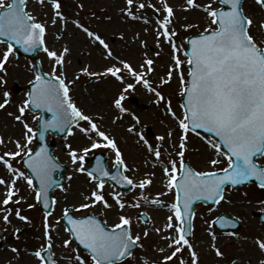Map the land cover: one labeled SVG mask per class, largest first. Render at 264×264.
I'll return each mask as SVG.
<instances>
[{
  "label": "snow or ice",
  "instance_id": "6c2138e0",
  "mask_svg": "<svg viewBox=\"0 0 264 264\" xmlns=\"http://www.w3.org/2000/svg\"><path fill=\"white\" fill-rule=\"evenodd\" d=\"M41 5L46 0H39ZM160 7L156 4H146L137 0H125V6L122 13L132 19H144L148 22L147 17L138 16L147 7H151L155 13H164L162 18L157 16L156 19V39L159 43L160 38L168 42L173 51V67L169 69L166 78L161 83L171 82L173 72L179 71L182 82L181 96L185 97L182 105V117L177 116L171 108V101L165 100L163 94L152 88L149 80L145 78L147 73L153 72L154 61L146 58L141 67L146 71L144 74L138 72L127 62L120 60L117 66L112 64L106 66L103 72L90 71L85 67L81 71L90 77H114L117 81L125 82V77L121 74L126 70L128 75L134 78L135 84L128 83L123 89L122 94L114 100V107L120 112H126L127 109L122 105L124 94L129 89H134L136 84L143 85L157 97V103L164 101L171 116L177 121V126L181 130L176 155L179 161L171 159L169 166H164L163 172L167 178V193L174 192L175 201L170 205H165L158 196L166 195L161 192L156 198L149 200L147 195H142V199L157 207H167L170 215L167 216L166 224L157 227L154 231L160 234L162 239L167 241L166 247L170 250L168 254L162 257L163 264H189L183 259V252L188 251L191 264H199V255L195 251L194 245L186 235L185 214L192 212V204L195 200L206 199L213 200L217 204L224 200L223 190L226 184H240L253 178L260 181V187L264 188V167L257 163L258 157H264V46L258 42L252 32L255 25L264 29V23L257 25L255 19L247 15L241 7V0H219L220 7H213L214 0H209L206 4H199L197 0H185V11L193 8H199L206 13L209 24L204 32L199 34L195 39H189L188 44L191 51L185 53L189 70L187 80L181 69L182 61L177 54L179 48L175 42L177 31L173 26L175 11L168 0H159ZM255 3L264 9V0H255ZM53 9L51 24L56 25L63 21L67 27V18L61 11L62 5L60 0H50ZM27 0H0V37H7L8 41H15L16 44L22 45L25 52L35 51L38 47L45 45L47 33V23L40 22L37 18L26 10ZM82 8L83 5L81 4ZM73 25L82 30L92 43H98L102 46L104 53L108 57H113V52L109 44L97 32L85 26L79 20L72 22ZM185 29L191 28L192 25H184ZM6 43L0 40V44ZM53 64L51 79L45 78L41 74L35 76L33 87L28 97L18 106V115L9 113L14 120L23 126L22 139L7 141L0 136V146L7 148L8 143L14 145L15 150L4 151L0 154V165L5 170V175H0V186L4 188L3 199L0 208L4 214L2 220L10 224V217L13 215V209L10 205H19L24 197L19 196L20 189L17 187L18 181H24L27 186L34 191L36 184L33 178L26 174L18 167H14L13 161L16 158L22 160L28 169L39 180V191H36V200L39 201L41 196H46L48 189L51 187L52 172L58 167L54 157L50 156L45 148L34 152L30 145L37 135L25 119L26 112L31 108L46 109L51 113V117L44 119L42 116L33 117L41 120L40 128L44 131L56 129L59 131L68 130L71 135L73 127L79 129L84 136L91 141L87 146L81 149H72L71 145L69 156L75 170L79 173L86 174L90 181L94 182V189L90 196L86 197L88 202L81 203L77 211L88 209L96 205H102L105 209L113 208V204L105 198V177L110 176L109 169L105 166L103 157L97 158L96 166L89 171L85 167L86 158L94 150L101 148H110L115 152L114 167L128 169L123 154L114 138L110 137L105 131L101 130L94 118L86 114L73 101L71 86L75 83L76 76L72 82H66V77L57 74L60 68H63L67 61L66 55L70 51L64 47L61 53L50 50L47 46L43 47ZM15 49L11 43H7L6 49L0 52V72H7L6 65L10 62V57L14 55ZM102 53V54H104ZM146 55V54H145ZM0 84H7V80L0 76ZM10 94L7 91L3 93V100L0 102V109H5L10 104ZM86 122L87 126H84ZM137 122L139 118L137 117ZM197 129H203L208 133H214L219 138V143L210 142L216 159L209 160V164L215 167L220 163L219 157L224 156L228 161V166L216 171H196L186 167L185 154L189 133ZM129 131H135L134 126ZM94 134V135H93ZM140 139L147 146L149 153L153 154L157 161L162 156L160 147H153L151 143L140 133ZM169 138L174 136L173 131L167 133ZM157 139L161 142L165 140L164 135ZM177 147V145H173ZM223 149H226L224 151ZM11 158V159H9ZM162 162V161H161ZM179 163V168L177 164ZM155 172L146 179H140L137 183L128 175L118 172L117 175L111 176L118 184L131 186L133 189L141 190L147 188L153 183L151 177ZM115 206L120 209L121 214L118 217L119 222L112 229L94 218H73L67 208L64 209L63 218L71 226L69 232L83 245L90 253L91 264H118L120 260L132 254V249L141 241V235H134L132 231L133 220L130 216L124 215L123 210L126 203L122 200L119 193H112ZM55 203V201H53ZM47 207V205H45ZM133 208H140V201L128 205ZM29 208L34 205L29 204ZM14 215L20 221L30 223L29 217L22 215L19 208L15 209ZM51 211L44 217L43 228L46 246L41 250H36L33 255L40 264L45 259L49 264H57L53 259L51 250L53 248V236L51 233L52 225L49 222ZM146 215V214H145ZM57 224L59 221L56 222ZM190 224V222H189ZM21 229L17 227L14 235L19 239ZM148 231H144L143 236L147 237ZM213 241L211 247L217 257H223L224 253L216 246V233L210 231ZM259 250L264 253V238H257L255 241ZM72 244L71 239L63 241L64 247ZM161 253L164 248L159 249ZM11 251L18 253L19 249L12 247ZM42 251L48 252L46 258ZM77 264H88V261L81 256L74 257ZM155 264V262H154Z\"/></svg>",
  "mask_w": 264,
  "mask_h": 264
},
{
  "label": "rangeland",
  "instance_id": "374dc122",
  "mask_svg": "<svg viewBox=\"0 0 264 264\" xmlns=\"http://www.w3.org/2000/svg\"><path fill=\"white\" fill-rule=\"evenodd\" d=\"M9 2V0H8ZM64 16L67 18V27L63 21L56 25L51 24L53 9L50 0H46L44 5L39 0H29L27 11L34 15L38 21L47 23L46 45L50 50L61 53L64 47L70 51L66 55V65L60 68L57 74L65 76L66 82H72L76 76L75 83L71 86L73 101L86 114L91 115L101 130L105 131L110 137L114 138L117 146L123 154L125 163L130 171L124 172L133 178L137 183L140 179L148 178L151 173L153 183L147 188L141 190L138 187L125 193H119L110 184L104 188L105 198L113 204V208L105 209L102 205H96L88 209L77 211L81 203L88 202L86 197L90 196L94 189V182L86 174L79 173L71 163L69 156L71 145L72 149H81L91 143L79 129L74 128L72 133L65 140L58 141L55 149V155L62 163L69 167L67 172V182L61 188L55 191L56 207L53 214L48 218L53 236L54 259L57 264H77L74 257L81 256L91 264L90 256L78 249L71 235L63 223V212L67 208L77 216L94 214L98 216L109 227L113 228L119 222L118 217L121 214L120 209L115 206L112 193H119L122 200L126 203L123 210L124 215L130 216L133 220L132 231L134 235H141L140 247L133 255L122 264H163L162 257L170 251L160 234L154 229L166 224L167 216L171 213L168 208L157 207L147 203L142 199L141 193L147 195L149 200L156 198L159 193H167V178L164 175V166H169V161L175 159L179 161L176 155L181 130L177 126V121L171 116L164 101L157 103V97L154 92L149 91L141 82L136 84L134 89H129L124 94L122 105L127 109L126 112H120L114 107V100L118 98L128 83L135 84L133 77L128 75L126 70L122 71L125 82L117 81L114 77H90L84 74L81 69L87 67L90 71L103 72L106 66L119 64L120 60L129 62L133 68L142 74L145 69L141 67L146 58L154 61V71L145 76L149 80L152 88L161 92L165 100L171 101V108L177 116L182 117L181 90L182 82L179 71H174L170 83H161L166 78V74L173 67V51L169 43L160 38L159 43L156 39V19L164 13H155L151 7H147L138 12V16L147 17L144 19L132 20L122 13L125 6V0H60ZM146 2V4H156L160 7L159 0H137ZM173 6L175 17L173 26L177 31L175 42L179 48L177 53L184 63L181 69L187 80L188 64L185 56L186 39L192 35H198L204 32L208 27L209 21L206 13L199 8H193L185 11V0H168ZM199 4H206L209 0H197ZM83 5L81 8L80 5ZM213 7H220L219 0H214ZM244 12L256 20L257 25L264 23V9H261L255 0H246ZM79 20L91 30L97 32L109 44L113 57H108L102 46L98 43H92L89 38L73 25V21ZM184 25H192L185 29ZM68 28H73L76 33L70 35ZM253 34L258 42L264 46V29L255 25L252 28ZM6 49V45L0 44V52ZM104 53V54H102ZM146 54V55H145ZM47 74L52 76L53 64L45 52L38 56ZM122 67V66H121ZM7 72H0L7 80V84H0V102L3 100L4 91L10 94V104L5 109H0V136L7 141L22 139L23 126L16 122L12 115H18V106L27 98L26 90L30 82L35 78L32 63L17 57L14 53L10 57V62L6 65ZM36 115L27 111L25 119L30 126L37 129ZM137 117L139 122H137ZM87 126L86 122H83ZM135 131L130 132L133 127ZM174 132V136L169 138L167 133ZM142 133L153 147H160L162 156L157 161L153 154L149 153L147 146L140 139ZM94 135V134H93ZM164 135L163 142L157 139ZM208 137L201 134L189 133L185 161H188L196 171H220L228 166L226 157L220 156V163L215 167L209 164V160L216 159V155L211 148ZM214 143V142H213ZM177 147H173V145ZM35 150L33 140L30 145ZM14 151V145L8 143L7 148L0 146V154L4 151ZM102 153L108 157V165L112 169L115 161V152L110 148H101L94 150L86 158L85 167L91 164L94 155ZM11 159V158H9ZM20 159L13 161L14 167H20ZM162 161V162H161ZM264 167V157L259 160ZM179 168V163L177 164ZM23 171V170H22ZM0 175H5L3 166L0 165ZM17 187L20 189L19 196L24 200L19 205L12 204L13 215L10 217L11 223L6 224L2 220L3 212L0 211V264H40L33 252L41 250L46 246L44 238L43 221L44 215L41 213L36 202V190L29 188L24 181H18ZM4 188L0 186V201L3 199ZM165 204L170 205L175 201V194L167 193L158 196ZM140 201V208H133L128 205ZM34 205L29 208L28 205ZM3 205L0 204V208ZM19 208L22 215L29 217L30 223L17 219L14 215L15 209ZM264 211V190L255 186L245 187L240 190L226 191L224 200L215 207L199 206L196 213L195 234L191 243L199 255V264H264V253L257 247L255 241L257 238H264V224L254 217L255 212ZM140 213H147L150 222L144 224L138 218ZM227 214L237 218L242 222V229L237 233H222L214 228L213 221L219 214ZM59 221L57 224L56 222ZM21 229L19 239L14 235L15 229ZM144 231H148L147 237L143 236ZM210 231L215 232L217 239L216 246L224 253L223 257H217L211 244L213 243ZM65 239H71L72 244L69 247L63 246ZM19 249L18 253L11 251L12 247ZM160 248H164L163 253ZM183 259L191 264V258L188 251L183 252ZM173 264V262H169Z\"/></svg>",
  "mask_w": 264,
  "mask_h": 264
},
{
  "label": "water",
  "instance_id": "95a60500",
  "mask_svg": "<svg viewBox=\"0 0 264 264\" xmlns=\"http://www.w3.org/2000/svg\"><path fill=\"white\" fill-rule=\"evenodd\" d=\"M242 1H243V0H241V4H242ZM190 39H195V38H190ZM0 40H4V41L7 42V43H11L12 46H13L15 49H17V52H18L19 55H21V56H23V57H27V58H34V57L36 56L37 51H40V50L43 49V46H40V47H38L35 51H28V52H25L24 47H23L22 45H18V44H16L15 41H8V40H7V37H0ZM188 41H189V40H188ZM190 51H191V46L188 44L187 52H190ZM35 66H36V69H37V74H41V75H42V73H41V71H40L39 63H36ZM32 87H33V84L30 85V87H29V93L31 92ZM184 102H185V97H184V99H183V104H184ZM32 109L35 110V111H40L41 114H42V117H43L44 119H46V118H45V115H46V114L49 115V118L51 117V113L47 112L46 109H36V108H34V107H33ZM41 123H42V121H41ZM40 125H41V124H40ZM196 131H202V132H204V133L210 135L211 137H213L217 142H219V138L216 137L214 133H208V132H206V131L203 130V129H197ZM48 133H52V134H54V135H58V136H60V137H66V136L68 135V130H65V131H63V132H62V131H59V130H56V129H49V130H47V131H44L42 128L39 127V132H38L37 135H36V140H37V142H38V149H37V151H39L41 148H45V149H46V152H47L50 156H52L51 150H52L53 145L48 146V147L45 146V142H46L47 134H48ZM224 150L226 151V149H224ZM55 162L58 164V162H57L56 159H55ZM25 165H26V164H25ZM58 167H60L59 164H58ZM58 167H57V168H58ZM186 167L191 168V167L188 166V164H186ZM57 168L54 169L53 172H52V181H53V183H52L51 187L48 189L46 196H41V199L39 200V201H40L41 208L44 210V212H45L46 214H47L49 211H52V209H53V205H54V203H53V199L51 198L52 192L54 191V189H55L56 187H58L59 185H62V184L64 183V181H65V178H64V175H63L64 168H60V169H58V170H57ZM29 172H30V174L35 178V175L31 172L30 169H29ZM56 172H58L59 175H60V176H59V179H56V177H55V173H56ZM115 172H116V171H115ZM118 172H120V171H117V173H118ZM114 174H115V173H111L110 176L107 177V178H110V177L113 176ZM107 178H105L104 181L107 180ZM35 180H36V182H37V184H38V188H39V180L36 179V178H35ZM252 183H258V184L260 185V181H258L257 179L253 178V179H251V180L245 181V182L240 183V184H235V185H233V184H231V183H228V184H226L225 186H227V185H231L233 188H239V187H242V186L245 185V184L250 185V184H252ZM38 191H39V190H38ZM200 202H203V203H205V204H207V205L215 204V203H216V202L213 201V200H206V199H199V200H195V201L193 202V204H192V212H191V213H186V214H185V221H186L185 229H186V234H187V235H190V231H191V223H192L193 215H194V206H195L196 204L200 203ZM45 205H47V207H46ZM70 215H71V214H70ZM71 216H72V215H71ZM72 217H73V216H72ZM90 217H91V218H94V219L97 220V221H99L97 218L92 217V216H89V217H87V218H90ZM73 218H74V217H73ZM87 218H85V219H87ZM261 218H262L263 221H264V216H261ZM64 220H65V223H66V225L68 226V228H70L71 226L67 223V220H66V219H64ZM99 222L101 223V225H103L101 221H99ZM189 222H190V224H189ZM216 224H217V226H219V227L222 228V229H237V228H239L238 223H236V222L233 221L232 219H229V218H227V217H225V216L220 217V218L218 219V221L216 222ZM73 237H74V236H73ZM74 238H75V237H74ZM75 240H76V239H75ZM76 241H77L78 245H79L82 249L88 250V249H86L83 245H81V244L79 243L78 240H76ZM135 248H136V247H134V248L132 249V251H133ZM88 251H89V250H88ZM124 259H125V258H123L122 260H124ZM122 260H120V261H122ZM120 261H119V262H120ZM47 264H49V262H48Z\"/></svg>",
  "mask_w": 264,
  "mask_h": 264
},
{
  "label": "bare ground",
  "instance_id": "6f19581e",
  "mask_svg": "<svg viewBox=\"0 0 264 264\" xmlns=\"http://www.w3.org/2000/svg\"><path fill=\"white\" fill-rule=\"evenodd\" d=\"M67 32L70 34V35H75L76 31L73 29V28H68L67 29Z\"/></svg>",
  "mask_w": 264,
  "mask_h": 264
}]
</instances>
